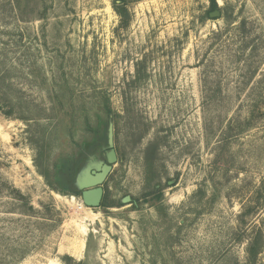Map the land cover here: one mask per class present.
Here are the masks:
<instances>
[{
    "label": "rangeland",
    "instance_id": "374dc122",
    "mask_svg": "<svg viewBox=\"0 0 264 264\" xmlns=\"http://www.w3.org/2000/svg\"><path fill=\"white\" fill-rule=\"evenodd\" d=\"M216 3L0 0V264H264V0Z\"/></svg>",
    "mask_w": 264,
    "mask_h": 264
},
{
    "label": "water",
    "instance_id": "95a60500",
    "mask_svg": "<svg viewBox=\"0 0 264 264\" xmlns=\"http://www.w3.org/2000/svg\"><path fill=\"white\" fill-rule=\"evenodd\" d=\"M212 18H220L221 12L215 11L211 14ZM114 127L109 128V145L110 151L107 153L108 164L98 163L88 165L79 177V190L82 192V202L87 208H99L104 197L103 185L113 166L117 163V154L113 149Z\"/></svg>",
    "mask_w": 264,
    "mask_h": 264
},
{
    "label": "trees",
    "instance_id": "16d2710c",
    "mask_svg": "<svg viewBox=\"0 0 264 264\" xmlns=\"http://www.w3.org/2000/svg\"><path fill=\"white\" fill-rule=\"evenodd\" d=\"M218 6H217V3H216V0H212V7L210 9V12H213L215 10H217ZM249 253H250V263L253 264V261L255 260L256 256H257V251L255 249H250L249 250Z\"/></svg>",
    "mask_w": 264,
    "mask_h": 264
}]
</instances>
